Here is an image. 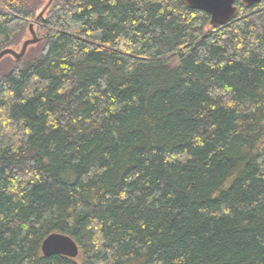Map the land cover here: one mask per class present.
I'll use <instances>...</instances> for the list:
<instances>
[{"label":"trees","instance_id":"1","mask_svg":"<svg viewBox=\"0 0 264 264\" xmlns=\"http://www.w3.org/2000/svg\"><path fill=\"white\" fill-rule=\"evenodd\" d=\"M41 6L0 0V264H264V0Z\"/></svg>","mask_w":264,"mask_h":264},{"label":"water","instance_id":"2","mask_svg":"<svg viewBox=\"0 0 264 264\" xmlns=\"http://www.w3.org/2000/svg\"><path fill=\"white\" fill-rule=\"evenodd\" d=\"M53 0H47L46 5L35 17V22L41 20L51 6ZM262 0H240L242 8H249L254 4L260 3ZM182 4L190 10L201 11L209 16V25L213 28H220L230 23L238 14V9L235 6L236 0H181ZM28 31L30 39L23 42L20 50L17 52L13 49H4L0 52V61L10 56L14 60H21L27 49L37 44L39 39L34 31L33 24H29ZM41 253L45 257L65 256L71 259H76L79 255V249L76 243L70 237L53 233L47 236L41 244Z\"/></svg>","mask_w":264,"mask_h":264},{"label":"rangeland","instance_id":"3","mask_svg":"<svg viewBox=\"0 0 264 264\" xmlns=\"http://www.w3.org/2000/svg\"><path fill=\"white\" fill-rule=\"evenodd\" d=\"M40 2L42 3V6L38 10V14L40 13L41 9L44 8V6L46 5L47 0H40ZM28 39H30V34H29V31L26 29L25 33L20 37V39L17 42V44L16 45H12L10 48H13L15 51L18 52L20 50V47H21L22 43L24 41L28 40ZM9 59H12V58H10V57L3 58V60H4L3 64L7 65L6 61L9 60Z\"/></svg>","mask_w":264,"mask_h":264}]
</instances>
